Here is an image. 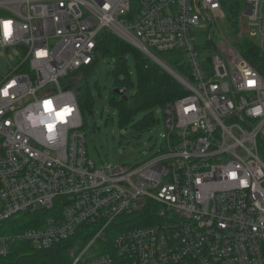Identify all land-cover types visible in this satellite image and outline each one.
Wrapping results in <instances>:
<instances>
[{"label": "built area", "instance_id": "built-area-1", "mask_svg": "<svg viewBox=\"0 0 264 264\" xmlns=\"http://www.w3.org/2000/svg\"><path fill=\"white\" fill-rule=\"evenodd\" d=\"M0 11L13 28L5 40L0 23V49L18 58L0 74V257L17 243L47 250L80 225L97 224L73 264H264V75L228 52L223 35L214 44L210 31L225 15L220 0H0ZM243 14L258 28L264 54V0H246ZM195 30L206 31L202 47ZM103 32L158 63L186 91L161 108L159 152L133 167L97 169L80 86L68 79L96 60ZM165 53L185 61L186 74L158 57ZM45 100L54 112L72 111L56 122ZM28 115L45 123L33 126ZM41 210L52 213L43 226L4 233L9 220ZM113 225L121 229L108 235ZM93 248L102 253L85 261Z\"/></svg>", "mask_w": 264, "mask_h": 264}, {"label": "rangeland", "instance_id": "rangeland-1", "mask_svg": "<svg viewBox=\"0 0 264 264\" xmlns=\"http://www.w3.org/2000/svg\"><path fill=\"white\" fill-rule=\"evenodd\" d=\"M224 11V9H223ZM3 12L0 11V17ZM224 17L218 21L212 31H210L214 44H217L222 39V35L226 38L225 43L228 44V52L231 49L236 50V43L249 41L256 46L260 42L259 30L249 24L248 19L243 14V8L240 13L241 27L239 30L238 22L239 16L236 20V26L228 21L227 14L224 11ZM238 30H237V29ZM198 35V45L203 46L207 40L205 30H195ZM235 32V33H234ZM208 34V33H207ZM210 53L207 50L202 52L204 63L208 64V57ZM164 63H166L174 72L184 75L186 69H180L179 72L171 65L172 60L177 61L180 58L176 55L169 54L166 57L158 56ZM128 67L133 81V87L128 90L126 96L132 98L139 85V73L136 65L134 54L128 53ZM149 61H152L148 58ZM155 63V62H153ZM164 71L172 76L170 72L155 63ZM179 64L185 65V61L180 60ZM18 65L17 53L11 50L6 53L0 49V74H7L9 68H14ZM115 68V58L110 56H103L98 54V64L94 72L88 77L87 89L90 98L93 102V114L85 118L84 131L86 134V146L89 158L96 164L97 169L111 166H127L133 167L143 162L150 160L155 156L163 144V134H165L164 115L161 108H154L153 113L155 116L154 124H149L143 130L139 129L136 125L141 122L147 115V112H140L136 114L130 122L121 123L119 109L111 104L112 92L115 90V76L113 70ZM173 77V76H172ZM174 78V77H173ZM48 212V211H46ZM49 216L52 215L48 212ZM19 218V217H18ZM123 218L119 219V222ZM16 225H4V231L8 229L12 232L16 231ZM113 225L108 230V235L114 231L121 229V226ZM38 227H31L27 229H34ZM26 229V230H27ZM84 249L81 248L80 243L76 244L70 250L71 264L82 254ZM99 253L101 249L93 248L85 257V261L92 258Z\"/></svg>", "mask_w": 264, "mask_h": 264}, {"label": "trees", "instance_id": "trees-1", "mask_svg": "<svg viewBox=\"0 0 264 264\" xmlns=\"http://www.w3.org/2000/svg\"><path fill=\"white\" fill-rule=\"evenodd\" d=\"M220 2L227 14L228 21L236 26V20L246 0H220ZM236 50L257 71L264 75V54L258 46L246 40L236 43ZM97 51L103 56L115 58L113 70L116 80L115 89L120 90L125 87L127 92L134 86L129 72L127 54L131 52L134 54L139 73V85L136 94L132 98H128L126 95L116 94L113 91L111 97V104L119 109L121 123L130 122L140 112H147L146 117L136 125L143 130L149 124H154L155 116L152 112L154 108H162L186 95L184 87L170 74L111 33L103 32L99 36ZM98 54L92 65L80 69L68 77L69 80L75 81L78 86H85L84 91L78 95V104L84 121L86 117L93 114V102L87 89V77L96 69ZM169 54L171 53L159 55L163 58ZM180 60H172L171 62V65L178 72L184 68L183 65L179 64ZM47 217H49V213L41 210L21 215L17 219L9 220L5 225L18 224L15 230L22 232L27 228L43 226ZM9 232L12 230L4 231V233ZM97 232V224H82L69 240L40 251L33 250L28 244L17 243L12 246L7 257H0V264H71L70 250L78 243L84 249Z\"/></svg>", "mask_w": 264, "mask_h": 264}, {"label": "clouds", "instance_id": "clouds-1", "mask_svg": "<svg viewBox=\"0 0 264 264\" xmlns=\"http://www.w3.org/2000/svg\"><path fill=\"white\" fill-rule=\"evenodd\" d=\"M0 23H2L3 26V31H2V35L3 38L5 40H7L8 38H10L13 35V28H12V21H0ZM46 53L44 51H39L37 52V56L43 57L45 56ZM8 88L5 87L3 89V92L6 91ZM49 101V103L47 105H45V103H43V107H44V111L47 112L49 114V117H52L54 115V119L56 122H63L66 118V116H68L72 109L65 107L63 108V111H53V105L51 100H47ZM256 114H259V110L256 111ZM26 119L28 121H30L32 123L33 126L37 125V124H41V123H45V119L43 118V116H33V115H28L26 117ZM56 124L53 122L52 119H48L47 121V128L49 133H52L53 129L55 128ZM52 139V135L48 136V140ZM242 186H246V181H241Z\"/></svg>", "mask_w": 264, "mask_h": 264}, {"label": "snow or ice", "instance_id": "snow-or-ice-1", "mask_svg": "<svg viewBox=\"0 0 264 264\" xmlns=\"http://www.w3.org/2000/svg\"><path fill=\"white\" fill-rule=\"evenodd\" d=\"M14 83H15V82L10 83V84L8 85V88H7L6 91L3 92V95H5V96L8 95V89L11 88V87H13V84H14ZM248 83H249V85L251 86V85H254L255 82H254V81H249ZM44 103H45V105H47V104L49 103V101L45 100ZM61 111H63V109H62ZM231 175H232L233 178H235L236 173H231Z\"/></svg>", "mask_w": 264, "mask_h": 264}, {"label": "water", "instance_id": "water-1", "mask_svg": "<svg viewBox=\"0 0 264 264\" xmlns=\"http://www.w3.org/2000/svg\"><path fill=\"white\" fill-rule=\"evenodd\" d=\"M70 88H71V87H67V89H70ZM84 89H85V86L82 85V86H80L79 88H77L76 92H77L78 94H80L81 92L84 91ZM114 92H115L116 94H120V90H118V89H115Z\"/></svg>", "mask_w": 264, "mask_h": 264}]
</instances>
